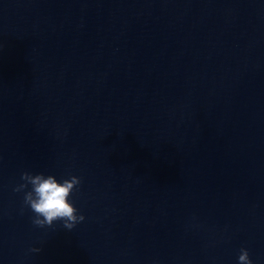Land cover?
<instances>
[{
	"label": "water",
	"instance_id": "water-1",
	"mask_svg": "<svg viewBox=\"0 0 264 264\" xmlns=\"http://www.w3.org/2000/svg\"><path fill=\"white\" fill-rule=\"evenodd\" d=\"M24 171L81 176L85 219L34 224ZM242 247L264 264V0H0V264Z\"/></svg>",
	"mask_w": 264,
	"mask_h": 264
},
{
	"label": "clouds",
	"instance_id": "clouds-1",
	"mask_svg": "<svg viewBox=\"0 0 264 264\" xmlns=\"http://www.w3.org/2000/svg\"><path fill=\"white\" fill-rule=\"evenodd\" d=\"M22 183L15 187V191L27 189L24 192V204L34 213L33 223L39 226L53 225L62 221L69 229L85 219L72 199L71 194L82 182V177L76 174L58 176L52 172L22 173ZM33 251H40L34 248ZM238 260L240 264H255L247 247L240 249Z\"/></svg>",
	"mask_w": 264,
	"mask_h": 264
}]
</instances>
